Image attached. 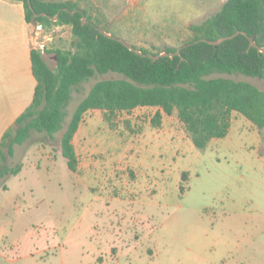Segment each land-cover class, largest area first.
<instances>
[{"label":"rangeland","instance_id":"1","mask_svg":"<svg viewBox=\"0 0 264 264\" xmlns=\"http://www.w3.org/2000/svg\"><path fill=\"white\" fill-rule=\"evenodd\" d=\"M70 1L86 11L84 21L89 17L107 34L155 55L192 41L190 26L216 14L227 0ZM47 29L53 42L44 56L55 70L53 52L73 50L74 37L69 25L53 23ZM213 77L246 81L264 91L262 79ZM120 78L116 73L97 75L75 88L64 128L52 137L32 131L8 160L10 167L21 165L35 146L54 155V172L41 180L33 174L0 180V187L7 184L12 190L0 194V225L13 231L9 257L20 259L12 263L264 264V131L236 112L226 137L198 149L177 112L170 118L175 131H166L152 124L156 110L117 111L111 118L128 132L118 134L124 143H135L150 126L133 152L135 170L128 162H115L106 177L109 191L104 192L84 177L83 164L90 158L105 167L106 158L89 157L78 139V170L73 174L68 169L61 140L78 104L97 82ZM114 156L123 158V153ZM17 195L20 199L11 203L5 198ZM110 195L118 202L108 205ZM3 240L6 235L2 245Z\"/></svg>","mask_w":264,"mask_h":264},{"label":"trees","instance_id":"2","mask_svg":"<svg viewBox=\"0 0 264 264\" xmlns=\"http://www.w3.org/2000/svg\"><path fill=\"white\" fill-rule=\"evenodd\" d=\"M16 1L24 3L29 23L71 26L74 43L73 50L53 52L55 70L43 54L32 51L38 86L32 105L2 138L0 180L21 172V165L10 167L8 160L14 158L18 146L29 141L32 131L52 137L64 128L73 90L97 75L116 73L123 78L94 84L68 122L61 140V154L73 173L79 164L73 140L89 110L104 111L107 121L116 111L130 112L140 107H156L168 116L177 112L198 149L228 135L233 112L244 116L259 130L264 129V91L246 81L213 77L241 74L264 80V52L249 49L251 39L264 48V0H227L216 14L190 26L193 40L179 48V55L156 60L151 57L176 53L179 49L168 48L152 55L133 46L140 52L137 54L114 36L100 33L99 26L89 17L84 21L86 11L73 2ZM237 32L248 37L241 34L218 47L209 44ZM161 111L152 120L154 127L161 124ZM182 177L187 181L188 173ZM3 188L6 190L7 186Z\"/></svg>","mask_w":264,"mask_h":264},{"label":"crops","instance_id":"3","mask_svg":"<svg viewBox=\"0 0 264 264\" xmlns=\"http://www.w3.org/2000/svg\"><path fill=\"white\" fill-rule=\"evenodd\" d=\"M28 24L23 2L0 0V143L6 131L14 127L16 120L32 105L38 86L32 64L33 49L29 39ZM140 108L161 111L156 107ZM161 114V124L156 129L175 131L170 125L171 116L164 114L162 111ZM116 124H118V127H115ZM147 127L150 126L144 128L142 133L137 136L135 143H131L132 141L124 143L122 138H118V134L123 130L125 133L128 132L122 127L118 119L111 118L110 121H107L102 110H89L86 112L74 137L73 145L75 147V141L78 139L89 157L94 154L104 155L106 163L103 167L102 163L100 164L89 158L87 163L83 164L84 177L94 181L96 185L100 186V189H104L103 191L107 193L109 191L106 180L107 173L113 168L112 165L115 162L117 164L128 162L131 168L135 170L133 152L142 141ZM50 145L49 142L47 147H50ZM20 147L16 148L15 154L19 152ZM118 151L123 153V158L113 157V154ZM129 152L130 154H128ZM261 152L264 155V144ZM21 166V172L13 177L21 179L23 176L26 179L28 174H33L35 180H41L44 175L54 172V155L49 150L41 148V146H35L25 153L24 158L21 160ZM4 186H7V184H4ZM4 186L0 187V194L2 192L7 194L12 191L9 186L5 190ZM108 197V205H112L119 200L118 198H112L111 195ZM5 198L8 199L7 202L11 203L15 199L16 201L19 200L20 196L8 198L6 196ZM132 204H135V200L132 201ZM5 229V226L0 225V239L2 235H6L3 245L0 242V264L19 263L20 259L11 260L9 257V254L13 251L11 247L13 231L6 232Z\"/></svg>","mask_w":264,"mask_h":264},{"label":"built area","instance_id":"4","mask_svg":"<svg viewBox=\"0 0 264 264\" xmlns=\"http://www.w3.org/2000/svg\"><path fill=\"white\" fill-rule=\"evenodd\" d=\"M28 27L32 49L44 55L48 51L49 44L53 42V33L49 32L42 23L31 22Z\"/></svg>","mask_w":264,"mask_h":264},{"label":"water","instance_id":"5","mask_svg":"<svg viewBox=\"0 0 264 264\" xmlns=\"http://www.w3.org/2000/svg\"><path fill=\"white\" fill-rule=\"evenodd\" d=\"M29 1V3H30V0H28ZM31 9H32V6H31ZM36 15V14H35ZM54 20H56V18L54 19ZM100 33H102V34H104V35H106V36H108V37H112L111 35H109V34H107V33H105V32H103L102 30H100ZM244 35V36H247L248 37V35L246 34V33H244V32H237V33H235V34H233V35H231V36H228V37H224V38H221V39H219L218 41H216V42H209V44H211V45H213V46H215V47H218L219 45H221L222 43H224V42H226V41H229V40H232V39H234V38H236L237 36H239V35ZM114 38V37H113ZM117 40L119 41V42H121L122 44H124L129 50H131L132 52H134V53H137V54H139L140 52H138L133 46H131V45H128L125 41H123L122 39H118L117 38ZM252 47H254V48H257V49H259L261 52H264V48H259L256 44H255V41L254 40H252L251 39V46H250V48L249 49H251ZM180 50L181 49H179L176 53H163V54H161L160 56H158V57H151V58H153L154 60H156V59H159V58H161V57H174L175 55H179L180 54Z\"/></svg>","mask_w":264,"mask_h":264}]
</instances>
